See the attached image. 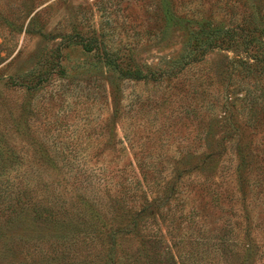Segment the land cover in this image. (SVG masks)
Here are the masks:
<instances>
[{"label": "rangeland", "instance_id": "rangeland-1", "mask_svg": "<svg viewBox=\"0 0 264 264\" xmlns=\"http://www.w3.org/2000/svg\"><path fill=\"white\" fill-rule=\"evenodd\" d=\"M248 15L0 0V264H264V35L191 61Z\"/></svg>", "mask_w": 264, "mask_h": 264}, {"label": "trees", "instance_id": "trees-1", "mask_svg": "<svg viewBox=\"0 0 264 264\" xmlns=\"http://www.w3.org/2000/svg\"><path fill=\"white\" fill-rule=\"evenodd\" d=\"M239 2H244V0H238ZM251 15L245 16L242 18V25H239V28L234 29L233 33L232 31H223L222 34H217V36L209 37L208 33L204 35L202 38L206 40V44L203 49L197 51L195 55H192L191 61H199L201 56L203 55V51L206 50V48H212V47H224V48H229L232 45H236L238 43H243L245 47H255L254 41L257 40L259 36L264 35V27H257L255 24L251 25L250 24V19L248 18ZM83 46L86 48L90 49V46L88 44L83 43ZM109 62H112L109 60ZM115 67L118 70V73L124 77H131L136 80H141V79H149V80H156L157 77L155 73L153 72H145L142 71L138 68L134 69H128L127 67L124 69L121 67L118 63H114ZM142 210L130 214V217L134 218L137 220L138 216L142 214ZM136 222V221H135ZM97 237L101 238L99 233L96 234ZM19 241H22V238H19ZM7 245H10L11 239L8 238L4 242ZM19 243V242H18ZM20 245L24 244V240L22 243H19ZM33 252H37V249ZM23 258V259H22ZM21 259L23 261L28 260V257L26 255H22ZM30 262V260H29ZM38 260L32 261V264H38ZM93 263H96V261H93Z\"/></svg>", "mask_w": 264, "mask_h": 264}]
</instances>
